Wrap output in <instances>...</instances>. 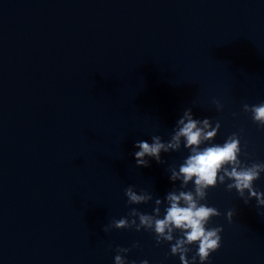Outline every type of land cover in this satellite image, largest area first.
Here are the masks:
<instances>
[{"label":"water","instance_id":"1","mask_svg":"<svg viewBox=\"0 0 264 264\" xmlns=\"http://www.w3.org/2000/svg\"><path fill=\"white\" fill-rule=\"evenodd\" d=\"M261 102L264 0H0V264H114L118 247L129 264H180L154 232L102 230L179 188L168 168L183 144L146 168L134 145L167 141L191 108L220 122L211 143L238 133L242 163L264 162V129L243 111ZM129 185L153 200L129 205ZM205 202L220 212L207 227L223 228L206 264H264V208L226 184Z\"/></svg>","mask_w":264,"mask_h":264},{"label":"clouds","instance_id":"2","mask_svg":"<svg viewBox=\"0 0 264 264\" xmlns=\"http://www.w3.org/2000/svg\"><path fill=\"white\" fill-rule=\"evenodd\" d=\"M213 104L217 111H222L219 101L213 100ZM243 111L250 113L253 123L264 129V102L251 106L244 104ZM220 127L218 120L213 125L211 119H195L192 109L188 108L178 119L167 141L159 135H153L151 143L146 140L138 141L134 145L137 151L133 153L136 167L145 168L150 166L149 158L163 163L161 153L179 152L183 144L189 155L178 170L175 166L168 168L170 180L174 185L179 182V188L173 187L164 200L156 198L152 214L132 208L127 216L103 226L104 233L108 235L112 229H135L136 232L143 229L154 232L156 245L167 242L171 255L178 256L180 264H197V258L199 264H206L210 255L221 247L223 232L222 227H207L212 218L220 215L216 208L205 202L209 189L217 187L218 184H226V190H235L245 205L254 199L256 208H264V192L254 188V183L264 174V162H253L250 165L242 163L239 158L241 135L238 133L228 136L223 144L211 143L217 137ZM206 144L208 146L201 147ZM190 184L193 187L188 190ZM124 195L129 205L148 204L153 200L151 194L145 191L138 193L131 185L125 188ZM163 204H166V207L161 218ZM234 215L231 210L227 212L229 223ZM258 215L264 216L260 213ZM177 232L181 234L178 238L174 235ZM193 245H198V250L189 260L188 255ZM132 247H139V243L133 244ZM130 251V248L118 247L114 264H129L125 257ZM141 264H148V261L144 260Z\"/></svg>","mask_w":264,"mask_h":264}]
</instances>
